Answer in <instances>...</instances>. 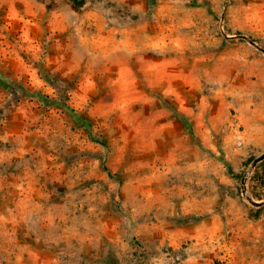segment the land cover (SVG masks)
<instances>
[{
	"label": "rangeland",
	"instance_id": "obj_1",
	"mask_svg": "<svg viewBox=\"0 0 264 264\" xmlns=\"http://www.w3.org/2000/svg\"><path fill=\"white\" fill-rule=\"evenodd\" d=\"M259 157L264 0H0V264H264Z\"/></svg>",
	"mask_w": 264,
	"mask_h": 264
},
{
	"label": "trees",
	"instance_id": "obj_2",
	"mask_svg": "<svg viewBox=\"0 0 264 264\" xmlns=\"http://www.w3.org/2000/svg\"><path fill=\"white\" fill-rule=\"evenodd\" d=\"M74 1V0H73ZM67 110L69 111V113L72 115V117L75 119V120H77V116H76V114H74V112L72 111V110H70V109H68L67 108ZM79 122H81V120H80V118H78V123ZM83 125V128L84 129H86V131L89 133V127L88 126H86L87 124L85 123V124H82Z\"/></svg>",
	"mask_w": 264,
	"mask_h": 264
},
{
	"label": "water",
	"instance_id": "obj_3",
	"mask_svg": "<svg viewBox=\"0 0 264 264\" xmlns=\"http://www.w3.org/2000/svg\"><path fill=\"white\" fill-rule=\"evenodd\" d=\"M264 157H259L256 161H255V164L259 161H262Z\"/></svg>",
	"mask_w": 264,
	"mask_h": 264
},
{
	"label": "crops",
	"instance_id": "obj_4",
	"mask_svg": "<svg viewBox=\"0 0 264 264\" xmlns=\"http://www.w3.org/2000/svg\"><path fill=\"white\" fill-rule=\"evenodd\" d=\"M31 236V235H30ZM32 259H31V257H30V259H29V264H32V261H31Z\"/></svg>",
	"mask_w": 264,
	"mask_h": 264
}]
</instances>
